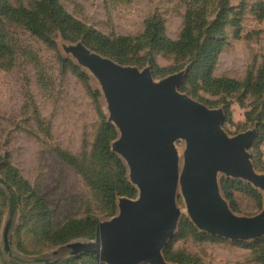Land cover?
Masks as SVG:
<instances>
[{"label":"rangeland","instance_id":"374dc122","mask_svg":"<svg viewBox=\"0 0 264 264\" xmlns=\"http://www.w3.org/2000/svg\"><path fill=\"white\" fill-rule=\"evenodd\" d=\"M38 1L10 0V3L16 8L31 9ZM222 1H228L229 7L240 14V29L226 28L225 45L217 56L212 76L244 82L251 73L254 81L264 60V17L260 18L256 9V5L264 4V0H59L67 13L87 30L111 38H140L146 22L156 17L162 21L164 34L171 40L179 38L188 13L194 20L196 35L203 39ZM61 41H82L103 55L91 47L84 35L64 36L55 32L54 45H51L0 10V45L4 46L0 54V179L3 181L0 182V264H68L71 257H76L68 245L88 242L77 239L54 246L40 237L36 231L38 217L33 195L44 200L56 228L70 220L86 217L94 218L99 225L100 221L117 214L120 196L116 197V209L112 212L99 188L94 189L82 172L59 155L62 151L79 163L91 164L103 122L111 125L107 122L104 98L96 81L72 58L63 54ZM135 43H139V47L119 64L141 70L150 67L156 81L187 70L184 81L188 80L193 60L191 55L153 53L144 41ZM181 85L180 92L211 109L225 110L223 128L230 136L258 129L249 152L256 170L264 174V92L242 88L227 93L205 88L201 82L194 85L191 80L185 89ZM114 130L116 137L113 141L118 138L115 127ZM179 147L184 148V144L180 143ZM93 161L96 169V162H99L97 159ZM120 161L128 180L127 168ZM108 167L113 176L115 169L111 163ZM231 181L236 180L220 179L224 196V186ZM10 184L22 198L12 219L7 200ZM132 187L136 195L131 199H135L138 192ZM252 189L256 194L234 187L230 189L231 201L225 196L236 214L251 217L261 212L263 194ZM178 205L183 215L179 230L170 242L171 253L196 259V264H261L257 254L264 248V238L246 243L211 236L213 239H200L190 230L184 237H177L182 224L189 223L194 227L185 214L181 196ZM8 222L13 257L4 251L3 232ZM96 239L97 235L91 241Z\"/></svg>","mask_w":264,"mask_h":264},{"label":"water","instance_id":"95a60500","mask_svg":"<svg viewBox=\"0 0 264 264\" xmlns=\"http://www.w3.org/2000/svg\"><path fill=\"white\" fill-rule=\"evenodd\" d=\"M59 44L96 81L107 122L118 132L111 152L123 161L138 192L135 199H117V214L99 222L96 241L69 244L73 256L94 254L99 264H174L164 252L182 219L179 196L200 233L243 243L264 238V203L257 215L240 216L220 184L221 177L241 181L264 197V174L249 152L257 128L230 136L223 128L224 109L179 91L187 70L156 81L150 67L121 65L82 41ZM9 231L8 222L3 244L13 257Z\"/></svg>","mask_w":264,"mask_h":264},{"label":"trees","instance_id":"16d2710c","mask_svg":"<svg viewBox=\"0 0 264 264\" xmlns=\"http://www.w3.org/2000/svg\"><path fill=\"white\" fill-rule=\"evenodd\" d=\"M256 9L260 14L259 17L263 18L264 4L256 5ZM0 10L2 14L20 21L30 33L51 45H54L53 35L55 32H60L64 36L68 34L84 35L86 41L91 44L93 49L117 62H123L127 58V54L139 47L140 44L135 43L139 40L144 41L145 45L153 53H172L178 56L191 55L193 57L192 66L188 74V80H185L181 85L183 89H185L187 82L191 80L194 85L201 82L205 88L221 90L227 93L236 92L242 88L250 89L256 93L264 92V60L254 81L251 73L247 75L244 82L223 77L214 78L212 76L217 56L225 45L226 28L232 27L238 31L240 29V14L236 13L234 8L229 7L228 1L220 2L219 12L207 29L203 39L196 35V27L191 13L187 14L179 38L171 40L164 34L162 21L156 17L150 18L146 22L144 34L140 38H111L100 32L84 28L67 13L59 0H40L31 9L25 7L16 8L11 5L10 0H0ZM3 49L4 46L0 45V54L3 53ZM115 137L114 127L103 122L92 154V162L89 165L79 163L70 155L62 151L59 152L60 157L65 162L82 172L88 179V183L93 185V188H99L112 212L116 209L115 201L117 196L134 198L136 195L135 189L125 177L126 169L124 165L116 155L111 153L110 143ZM93 159H97L99 162L98 164L95 161L96 169ZM110 163L115 169L113 176L108 172V164ZM8 186V213L10 219H12L21 206L22 198L13 185L10 184ZM234 187L256 194L251 186L242 182L231 181L224 186L225 196L230 201L232 197L230 189ZM33 197L38 217L36 231L44 240L49 241L54 246H61L77 239L91 241L96 238L98 222L94 218L86 217L70 220L63 226L56 228L52 224L51 214L44 200L36 195H33ZM187 230H190L194 236L200 239H213L206 234H200L189 223L182 224L177 237H184ZM170 247L171 243L164 253L167 261L178 264H196V259L193 260L190 257L171 253ZM257 259L261 264H264V248L258 252ZM49 264L64 263L55 262ZM68 264H98V259L94 254L80 255L71 257Z\"/></svg>","mask_w":264,"mask_h":264},{"label":"built area","instance_id":"2783aa9c","mask_svg":"<svg viewBox=\"0 0 264 264\" xmlns=\"http://www.w3.org/2000/svg\"><path fill=\"white\" fill-rule=\"evenodd\" d=\"M99 264V263H98Z\"/></svg>","mask_w":264,"mask_h":264}]
</instances>
